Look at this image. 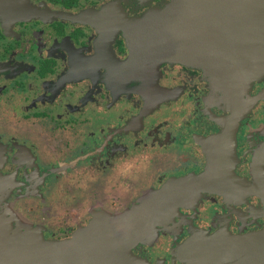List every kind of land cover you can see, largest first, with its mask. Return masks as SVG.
<instances>
[{
    "label": "flooded vegetation",
    "instance_id": "obj_1",
    "mask_svg": "<svg viewBox=\"0 0 264 264\" xmlns=\"http://www.w3.org/2000/svg\"><path fill=\"white\" fill-rule=\"evenodd\" d=\"M169 3L0 0V230L185 264L264 229L262 50Z\"/></svg>",
    "mask_w": 264,
    "mask_h": 264
},
{
    "label": "water",
    "instance_id": "obj_2",
    "mask_svg": "<svg viewBox=\"0 0 264 264\" xmlns=\"http://www.w3.org/2000/svg\"><path fill=\"white\" fill-rule=\"evenodd\" d=\"M171 1L185 2L183 23H192V15L198 14L195 23L215 24L225 33L228 24L238 23L246 14L247 39L256 40L264 52V0H198L200 8L195 13L192 4L196 0ZM227 1L234 4L229 6ZM109 250L94 243L50 244L0 230V264H120ZM180 250L185 264H264V229L246 236L223 231L193 235Z\"/></svg>",
    "mask_w": 264,
    "mask_h": 264
},
{
    "label": "crops",
    "instance_id": "obj_3",
    "mask_svg": "<svg viewBox=\"0 0 264 264\" xmlns=\"http://www.w3.org/2000/svg\"><path fill=\"white\" fill-rule=\"evenodd\" d=\"M180 3L182 2V3H184L185 4V2H183V1H179ZM228 2V1H227ZM231 2V1H230ZM171 3H172V1H171ZM169 3L168 5H167V7H168V11L166 12L167 13V17H176V16H179L180 14H182L183 12H184V10H183V12L182 11H180L179 9L178 10H176V8L178 7V5L176 6V4L178 3V2H175V4L174 3ZM229 3V2H228ZM183 8H185V7H183ZM229 11H230V9H229ZM159 15V14H158ZM173 15V16H172ZM182 16H183V14H182ZM244 18H245V20H244ZM230 20H232L233 21V19H230ZM156 23H160V20L158 19V20H156L155 21ZM233 23H234V21H233ZM240 23H243V24H245L246 25V30H247V15L245 14V15H242L241 17H239L238 18V23H236L237 25L238 24H240ZM214 27H215V24H214ZM215 31H218V32H223V31H221L220 29H216L215 28ZM254 41H256V40H254ZM257 42V41H256ZM251 47H253V45L252 46H250V48ZM258 47V42H257V45L255 46V47H253V48H257ZM260 49V48H259ZM262 50V49H261ZM262 53H264L263 51H262ZM262 53H259L261 56H262V59H260L259 61H257L256 60V58H258L257 56H255L251 61H249L248 62V65L250 64L251 66L252 65H255V62H256V64H258L259 65V67H257V69H256V73H257V75H260V74H264V56H263V54ZM260 55H259V57H260ZM256 66V65H255Z\"/></svg>",
    "mask_w": 264,
    "mask_h": 264
}]
</instances>
